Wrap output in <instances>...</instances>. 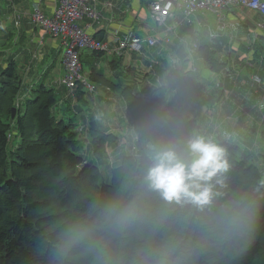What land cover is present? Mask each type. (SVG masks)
Masks as SVG:
<instances>
[{"label":"trees","instance_id":"trees-1","mask_svg":"<svg viewBox=\"0 0 264 264\" xmlns=\"http://www.w3.org/2000/svg\"><path fill=\"white\" fill-rule=\"evenodd\" d=\"M198 52L224 69L207 46ZM95 72L94 87H113ZM23 79L12 59L0 68V264H264V172L235 146L215 140L230 168L206 204L165 201L144 181L156 148L197 133L190 116L168 114L166 87L144 98L122 86L137 144L113 163L106 149L118 142L93 115L85 150L77 124L58 118L56 91L40 84L22 100Z\"/></svg>","mask_w":264,"mask_h":264},{"label":"crops","instance_id":"crops-1","mask_svg":"<svg viewBox=\"0 0 264 264\" xmlns=\"http://www.w3.org/2000/svg\"><path fill=\"white\" fill-rule=\"evenodd\" d=\"M152 1L98 0L97 20L84 18L80 22L104 46L100 53H93L94 57L81 51V60L87 58L96 74L114 84L108 87L95 83L90 93L92 102L109 104L118 99L124 103L122 86L135 84L144 98L151 96L153 88L166 87L168 107L184 106L196 121L198 134L235 146L240 157H248L264 168V32L258 28L264 24V17L256 11L232 8L222 12L221 26L210 12L185 16L175 9L166 27L158 28L149 13ZM56 6L55 0H0V68L11 59L17 62L24 78L22 100L31 96L37 85L54 89L57 115L63 119L68 116L64 106L68 91L59 83L64 74L63 55L59 58L62 47L58 40L44 35L31 18L35 10L51 16ZM149 39L154 40L153 46L148 44ZM123 40L138 43L140 50H120L118 42ZM203 46L224 64L221 72H212L201 58L198 50ZM181 48L183 56L178 54ZM126 73L133 74L134 79H124ZM85 95L76 100L80 107L74 109L79 116L78 137L88 140L87 117L93 112L91 99ZM72 96L75 99L74 93ZM99 112L95 121L118 142L106 149L110 162L115 163L120 145L133 148L137 136L127 114L123 126L122 121L113 118V112L109 117Z\"/></svg>","mask_w":264,"mask_h":264},{"label":"built area","instance_id":"built-area-1","mask_svg":"<svg viewBox=\"0 0 264 264\" xmlns=\"http://www.w3.org/2000/svg\"><path fill=\"white\" fill-rule=\"evenodd\" d=\"M57 6L51 16H44L35 10L31 14L32 21L40 26L44 35L55 40L63 49L64 74L59 83L70 92H75L79 86H83L88 92L94 91V86L89 82L87 73L83 72L80 52L84 49L93 52L104 50L103 42L92 37L86 27L80 26L84 19L97 20L98 15L95 6L98 0H55ZM239 11H256L264 17V0H154L149 5V13L152 21L158 28H165L172 11L179 9L185 16L196 12H210L221 21L224 26L222 12L229 9ZM17 24V23H16ZM264 31V24L258 26ZM148 44H155L153 39ZM119 49H130L134 52L140 50L136 42L127 43L126 40L118 42Z\"/></svg>","mask_w":264,"mask_h":264},{"label":"clouds","instance_id":"clouds-1","mask_svg":"<svg viewBox=\"0 0 264 264\" xmlns=\"http://www.w3.org/2000/svg\"><path fill=\"white\" fill-rule=\"evenodd\" d=\"M143 179L165 201L203 205L230 168L226 148L193 132L179 144L162 145L149 156Z\"/></svg>","mask_w":264,"mask_h":264},{"label":"rangeland","instance_id":"rangeland-1","mask_svg":"<svg viewBox=\"0 0 264 264\" xmlns=\"http://www.w3.org/2000/svg\"><path fill=\"white\" fill-rule=\"evenodd\" d=\"M151 25H152V23H151ZM0 51H2V49H0ZM83 53L85 55L86 54H90L92 57H94L92 50L84 49ZM60 55H63V50L62 49L60 50L59 58H60ZM81 64H82L83 72L90 74V72L92 70V67H93V63L87 61V58L84 57L81 60ZM117 66H118V68L120 70L119 61L117 62ZM18 70H19V68H18ZM126 74L127 75H126V77L124 79H127L128 81H130V80L132 81L134 79L133 78L134 77L133 74H131V73H126ZM96 88H97V85H96ZM70 94L71 95H69V92H66V96L67 97H66V102L64 103V106H65V108H66V110L68 112V117L71 119V121L74 124H76L77 121H78V119H79V116L76 113V110L74 109L77 106V104H76V100L77 99H76V97H75V99H73L72 93H70ZM85 94H86L85 95L86 97L89 96L90 99H91V102L89 103V105H90L91 111L93 112L91 114L94 116V118L97 117V114L96 113L99 112V107H101L102 110H100L99 113H101V114L109 117V116L113 115V114H110L111 112H113L114 113L113 118L115 120L122 121L123 126H126L127 123L125 121V119H126L125 116H126V114H127L128 118L130 116H129V113H127V111L124 110V105H123L124 103H123V101L118 100V99H112V101L109 104L101 103V104L98 105L97 102H92V97H91L92 94H90V95H87V93H85ZM93 95H96V93H94ZM77 98H78V96H77ZM81 99H82V96H81ZM77 107H80V105L77 106ZM178 110H180V112H178ZM187 111L188 110H186L184 108V106L183 107H178V108L177 107H174V106L173 107H170V106L168 107V114L169 115L176 114V113H181L182 115H190V113L187 112ZM53 112L55 114L56 113V110H54ZM82 114L83 113H80V115H82ZM74 131H77V128H75ZM81 141H83V143H84V149L87 150L86 149L87 148V141L86 140H83L82 138H81ZM15 142L16 141H14V140L12 141V143H15ZM136 144H137V142L134 141V145H136ZM261 167L262 166H259V168H261ZM261 170L264 172V168H261ZM107 175H108V172H107ZM262 182L264 183V178H263Z\"/></svg>","mask_w":264,"mask_h":264},{"label":"water","instance_id":"water-1","mask_svg":"<svg viewBox=\"0 0 264 264\" xmlns=\"http://www.w3.org/2000/svg\"><path fill=\"white\" fill-rule=\"evenodd\" d=\"M15 116V109H12V118Z\"/></svg>","mask_w":264,"mask_h":264}]
</instances>
